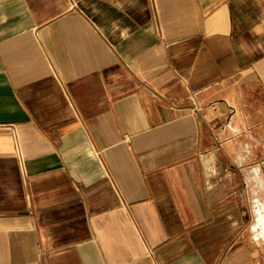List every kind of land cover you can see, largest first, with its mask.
Masks as SVG:
<instances>
[{
  "label": "crops",
  "instance_id": "crops-1",
  "mask_svg": "<svg viewBox=\"0 0 264 264\" xmlns=\"http://www.w3.org/2000/svg\"><path fill=\"white\" fill-rule=\"evenodd\" d=\"M263 181L264 0H0V264H264Z\"/></svg>",
  "mask_w": 264,
  "mask_h": 264
},
{
  "label": "rangeland",
  "instance_id": "rangeland-1",
  "mask_svg": "<svg viewBox=\"0 0 264 264\" xmlns=\"http://www.w3.org/2000/svg\"><path fill=\"white\" fill-rule=\"evenodd\" d=\"M256 189H257V193H258V195L260 196L259 197V200L262 202V204L264 205V181L263 182H257V186H256ZM254 221H255V212H254V214H253V218H252V226H251V228H252V230H251V228H250V230H251V232H252V235H254V229H253V223H254ZM258 221V220H257ZM258 225H260L259 223H258ZM264 226H263V228L261 229H257L256 231H257V235L258 236H264ZM263 233V234H262ZM261 241H264L263 239H261Z\"/></svg>",
  "mask_w": 264,
  "mask_h": 264
},
{
  "label": "bare ground",
  "instance_id": "bare-ground-1",
  "mask_svg": "<svg viewBox=\"0 0 264 264\" xmlns=\"http://www.w3.org/2000/svg\"><path fill=\"white\" fill-rule=\"evenodd\" d=\"M258 223H264V205H259L256 209ZM264 231V230H263ZM263 234V233H262Z\"/></svg>",
  "mask_w": 264,
  "mask_h": 264
}]
</instances>
